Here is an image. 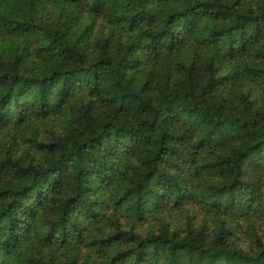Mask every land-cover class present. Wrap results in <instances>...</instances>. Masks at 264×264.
Segmentation results:
<instances>
[{"label": "trees", "instance_id": "1", "mask_svg": "<svg viewBox=\"0 0 264 264\" xmlns=\"http://www.w3.org/2000/svg\"><path fill=\"white\" fill-rule=\"evenodd\" d=\"M0 264H264V0H0Z\"/></svg>", "mask_w": 264, "mask_h": 264}]
</instances>
